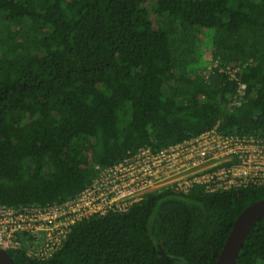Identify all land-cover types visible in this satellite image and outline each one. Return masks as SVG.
Here are the masks:
<instances>
[{
    "label": "trees",
    "instance_id": "obj_1",
    "mask_svg": "<svg viewBox=\"0 0 264 264\" xmlns=\"http://www.w3.org/2000/svg\"><path fill=\"white\" fill-rule=\"evenodd\" d=\"M217 126L264 136V0H0L1 204L67 201L96 165ZM261 199L264 186L164 189L76 224L45 261L8 253L16 264L212 263ZM236 264H264V219Z\"/></svg>",
    "mask_w": 264,
    "mask_h": 264
},
{
    "label": "built area",
    "instance_id": "obj_2",
    "mask_svg": "<svg viewBox=\"0 0 264 264\" xmlns=\"http://www.w3.org/2000/svg\"><path fill=\"white\" fill-rule=\"evenodd\" d=\"M230 73L235 77V70ZM246 92L247 85L239 83L235 106L242 104ZM95 170L93 181L67 201L20 207L0 203V249L45 261L76 224L126 212L150 193L169 189L188 194L203 186L213 194L264 186V136L222 132L217 126L161 150L142 147Z\"/></svg>",
    "mask_w": 264,
    "mask_h": 264
},
{
    "label": "water",
    "instance_id": "obj_3",
    "mask_svg": "<svg viewBox=\"0 0 264 264\" xmlns=\"http://www.w3.org/2000/svg\"><path fill=\"white\" fill-rule=\"evenodd\" d=\"M262 219H264V199L249 205L243 210L236 219L218 259L212 263L205 264H236L252 229ZM0 264L16 263L8 252L0 249ZM178 264L202 263L184 262Z\"/></svg>",
    "mask_w": 264,
    "mask_h": 264
},
{
    "label": "rangeland",
    "instance_id": "obj_4",
    "mask_svg": "<svg viewBox=\"0 0 264 264\" xmlns=\"http://www.w3.org/2000/svg\"><path fill=\"white\" fill-rule=\"evenodd\" d=\"M131 49H132V46H131V44H127V45H125L123 48H122V52L123 53H130V51H131ZM206 62H207V72L208 71H211V67L212 66H216V62H214L213 61V58H212V56H207V59H206ZM212 64V65H211ZM214 64V65H213Z\"/></svg>",
    "mask_w": 264,
    "mask_h": 264
}]
</instances>
